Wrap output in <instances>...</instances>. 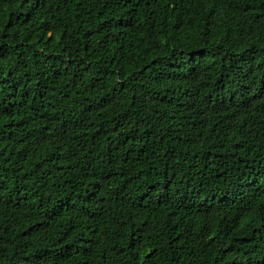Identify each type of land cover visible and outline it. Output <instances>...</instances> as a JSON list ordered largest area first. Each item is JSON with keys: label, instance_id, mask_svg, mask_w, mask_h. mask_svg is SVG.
<instances>
[{"label": "trees", "instance_id": "1", "mask_svg": "<svg viewBox=\"0 0 264 264\" xmlns=\"http://www.w3.org/2000/svg\"><path fill=\"white\" fill-rule=\"evenodd\" d=\"M0 264H264V0H0Z\"/></svg>", "mask_w": 264, "mask_h": 264}]
</instances>
